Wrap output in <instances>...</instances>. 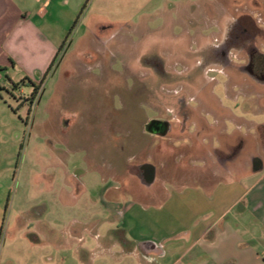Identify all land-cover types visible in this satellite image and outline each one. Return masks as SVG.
Instances as JSON below:
<instances>
[{"label": "rangeland", "instance_id": "374dc122", "mask_svg": "<svg viewBox=\"0 0 264 264\" xmlns=\"http://www.w3.org/2000/svg\"><path fill=\"white\" fill-rule=\"evenodd\" d=\"M86 1L0 0V209L4 213L10 200L4 230L9 224L12 231L2 264L138 263L135 256L112 254L120 249L116 239L126 238L102 197L112 174L136 176L143 164L155 170L159 183L150 188L126 174L130 193L110 195L122 203L148 193L160 197L166 183L224 178L212 139L203 140L207 132L200 147L178 136L181 97L191 108L200 105L201 115L215 114V134L226 120L236 124L226 126L233 145L244 140L242 155L232 161L238 169L264 149V85L236 70L244 54L231 52L228 78L213 72L223 67L211 55V45L238 23L264 51V0H90L78 19ZM26 14L58 46L55 64L56 57L46 63L42 35L35 38V67L24 68L20 53L3 47ZM223 84L233 102L224 98ZM195 97L199 105L190 102ZM146 116L168 120L171 134L146 135ZM20 214L34 217L33 236L15 223ZM47 229L55 247L45 244ZM70 229L83 243L70 241ZM256 248L264 254V242Z\"/></svg>", "mask_w": 264, "mask_h": 264}, {"label": "crops", "instance_id": "0c3cea01", "mask_svg": "<svg viewBox=\"0 0 264 264\" xmlns=\"http://www.w3.org/2000/svg\"><path fill=\"white\" fill-rule=\"evenodd\" d=\"M34 20L26 14L2 44L9 55L20 53L24 68L35 67V38L39 39L41 35L49 47L46 63L58 52V46L49 41L42 33L43 26ZM211 115L216 123L215 114ZM210 139L207 136L203 140ZM258 152L248 157L239 169V162L233 165L232 161L221 167L224 174L221 180L208 181L207 184L197 181L182 186L166 183L160 197L148 193L142 198L134 196V200L125 203L110 195L112 190L130 193L127 175L137 178L146 188L159 182L154 180L147 184L140 171L136 176L122 171L112 174L113 183L103 190L102 197L107 199L104 200L106 208L117 217L119 231L126 235L122 242L116 239L120 249L112 254L135 256L136 264H264V254L256 248L264 242V149ZM254 157L258 162L253 163ZM9 202L5 203L4 213L0 209L1 264L6 236L12 232L9 224V230H4ZM98 222L94 223L96 227ZM15 223L19 228L27 229L26 235L35 234L32 215L22 217L20 214ZM96 227L93 226L94 231H98ZM67 231L70 241L73 237L78 239V243H83L82 235L71 229ZM46 236L48 242L45 244L55 247L54 231L47 229ZM68 245L67 248L71 249ZM78 247L75 248L76 253L81 250V245Z\"/></svg>", "mask_w": 264, "mask_h": 264}, {"label": "flooded vegetation", "instance_id": "af4514ba", "mask_svg": "<svg viewBox=\"0 0 264 264\" xmlns=\"http://www.w3.org/2000/svg\"><path fill=\"white\" fill-rule=\"evenodd\" d=\"M233 51L245 55L243 62H240L239 65H237L236 70L250 78L252 81L264 85V51H261L258 47L257 37L251 35L248 28L239 23L230 28L229 33L221 42L211 45V55L213 60H215L223 67V70H213V72L215 74L221 75L223 78H228V73H231V70H229L228 68L232 66L230 54ZM218 84H220V82H218ZM222 87L224 90H226L224 98L228 101L233 102V100L227 96L226 85L223 84ZM196 99H198V97L193 98L190 102L199 105ZM178 100L181 105V111L178 114L181 117V120L179 122L180 124L177 133L179 137L184 138V142L191 141L190 139H187L185 137L187 135L198 144V147H200L202 142L200 136L203 132H207L208 136L211 137L213 141L214 147H212L211 151L218 165H220L221 167H226L229 162L233 160L237 161L240 158V156L242 155V150L244 149V140L242 139V137H238V139L235 140L236 144L233 145L231 143L232 134L226 126V124L228 123L236 128V124H234L230 120H226L224 129L218 130V133L215 134V131L218 128L219 124L217 125L215 123V120L211 114L201 115L198 111L200 105L191 108L188 105L189 102H186L184 97H181V99L179 98ZM223 109L226 110V107H223ZM207 117H211V119H213L211 121L212 124L207 123V121L205 120ZM148 118L149 117L146 116L144 117L145 120H142L146 135L166 138L171 134L172 125L168 120L161 118ZM153 120L168 122V133L164 136H161L155 132H148L147 128ZM242 128L244 127H240V129ZM152 129L154 130V128ZM208 141L209 140H205V142ZM188 145L192 146V143ZM139 171L140 174L144 178H146V175L151 171V168L149 164H143L139 167Z\"/></svg>", "mask_w": 264, "mask_h": 264}, {"label": "water", "instance_id": "95a60500", "mask_svg": "<svg viewBox=\"0 0 264 264\" xmlns=\"http://www.w3.org/2000/svg\"><path fill=\"white\" fill-rule=\"evenodd\" d=\"M152 128H154V130ZM147 131L148 132H150V131L155 132L161 136H164L169 131V123L163 122V121H158V120H153L150 123L149 127L147 128ZM154 177H155V170L153 167H151V171L146 175L147 184H152L154 182Z\"/></svg>", "mask_w": 264, "mask_h": 264}, {"label": "trees", "instance_id": "16d2710c", "mask_svg": "<svg viewBox=\"0 0 264 264\" xmlns=\"http://www.w3.org/2000/svg\"><path fill=\"white\" fill-rule=\"evenodd\" d=\"M89 2H90V0H87V1H86L84 7L82 8V10H81V12H80V15H79L78 19L82 16V14H83V12L85 11V9L87 8ZM71 32H72V31H71ZM71 32L68 34L66 40H65V41L63 42V44L61 45V47H60V49H59V54L61 53V51H62L63 48L65 47V45H66V43H67V40H68V38H69L70 35H71ZM57 58H58V55L56 56V58H55L53 64H55ZM34 94H36V91L34 92Z\"/></svg>", "mask_w": 264, "mask_h": 264}]
</instances>
